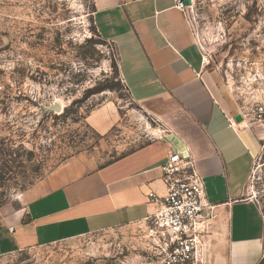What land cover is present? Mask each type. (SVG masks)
Instances as JSON below:
<instances>
[{
  "label": "rangeland",
  "instance_id": "374dc122",
  "mask_svg": "<svg viewBox=\"0 0 264 264\" xmlns=\"http://www.w3.org/2000/svg\"><path fill=\"white\" fill-rule=\"evenodd\" d=\"M93 12V0H0L3 213L22 209L68 160L87 154L107 163L151 136ZM188 20L222 99L240 111L264 100V0H195ZM99 112L118 122L106 135L89 124ZM246 192L262 214L264 237V135ZM143 230L99 231L2 256L0 264H149Z\"/></svg>",
  "mask_w": 264,
  "mask_h": 264
},
{
  "label": "crops",
  "instance_id": "0c3cea01",
  "mask_svg": "<svg viewBox=\"0 0 264 264\" xmlns=\"http://www.w3.org/2000/svg\"><path fill=\"white\" fill-rule=\"evenodd\" d=\"M176 2L93 0L94 26L114 45L128 94L154 133L107 163L87 154L68 160L22 209L0 211V257L142 223L154 209L147 194L163 195L159 168L176 151L193 160L210 205L207 264L262 262L263 217L246 186L264 125L235 121L241 111L205 74L188 13ZM117 123L107 112L89 122L99 135Z\"/></svg>",
  "mask_w": 264,
  "mask_h": 264
},
{
  "label": "built area",
  "instance_id": "2783aa9c",
  "mask_svg": "<svg viewBox=\"0 0 264 264\" xmlns=\"http://www.w3.org/2000/svg\"><path fill=\"white\" fill-rule=\"evenodd\" d=\"M190 1L192 6L195 0ZM215 2L224 4L226 0ZM191 6H186L184 0L176 2V8L185 14ZM240 115L250 122L264 123V100L242 109ZM159 169L163 195L147 194L154 209L140 223L149 264H207L203 215L210 205L193 160L170 151Z\"/></svg>",
  "mask_w": 264,
  "mask_h": 264
},
{
  "label": "water",
  "instance_id": "95a60500",
  "mask_svg": "<svg viewBox=\"0 0 264 264\" xmlns=\"http://www.w3.org/2000/svg\"><path fill=\"white\" fill-rule=\"evenodd\" d=\"M184 3H185L186 6H191V1L190 0H184ZM234 119L238 123L242 121V118H241L240 115H236Z\"/></svg>",
  "mask_w": 264,
  "mask_h": 264
},
{
  "label": "bare ground",
  "instance_id": "6f19581e",
  "mask_svg": "<svg viewBox=\"0 0 264 264\" xmlns=\"http://www.w3.org/2000/svg\"><path fill=\"white\" fill-rule=\"evenodd\" d=\"M158 133V132H157Z\"/></svg>",
  "mask_w": 264,
  "mask_h": 264
}]
</instances>
